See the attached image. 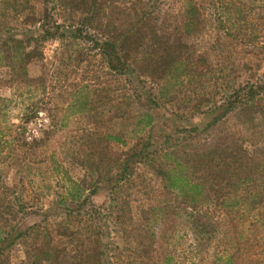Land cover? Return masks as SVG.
<instances>
[{
	"label": "rangeland",
	"instance_id": "374dc122",
	"mask_svg": "<svg viewBox=\"0 0 264 264\" xmlns=\"http://www.w3.org/2000/svg\"><path fill=\"white\" fill-rule=\"evenodd\" d=\"M192 1L188 34L189 0H0V264H211L237 239L264 264L257 215L231 223L221 204L264 189V94L235 102L264 84V0ZM169 170L223 223L199 252Z\"/></svg>",
	"mask_w": 264,
	"mask_h": 264
},
{
	"label": "trees",
	"instance_id": "16d2710c",
	"mask_svg": "<svg viewBox=\"0 0 264 264\" xmlns=\"http://www.w3.org/2000/svg\"><path fill=\"white\" fill-rule=\"evenodd\" d=\"M187 15H188V21L186 23V30L187 33L190 34L193 31V27L197 26L195 25V22H198L200 20L199 18V8L192 0H189V8H187ZM48 17V15H47ZM46 17V18H47ZM47 36L51 35L50 29H47ZM39 38L38 37H31L28 40H17L16 48L24 49V52H21V56H26L28 58H33V57H38L39 54L33 52H27L25 51L27 46H23L24 43H29L30 45L33 41H37ZM104 52H105V57L107 58V63L109 67L115 71H121L124 70L123 68L125 65L122 63V59L120 57V54L117 53V49L114 43L107 42L104 44ZM27 52V53H26ZM32 54V55H31ZM21 56H12L11 58L18 59ZM174 63V62H173ZM176 63V62H175ZM24 70V69H23ZM264 94V84L255 86H246L241 95H237V101L242 104H246L245 106H248V104H251L253 107L256 106L258 109L259 103L257 102L259 98ZM260 101V100H259ZM233 103H229L227 109H225L224 113L220 114L218 117H215L214 120L212 121L211 124L207 126L205 130H207L211 125H215L219 120L224 118L228 111L232 110L230 109L233 106ZM262 110V109H261ZM192 131H198V128H193ZM140 154V153H139ZM168 153H165L164 156H167ZM170 155V154H169ZM255 168L261 167L260 163H257L254 165ZM163 176L166 179V184L167 188L172 189L174 191L179 192L183 196H185L186 201L191 205L190 207L194 208L195 216H194V225L193 228L197 229V235L196 238V245L193 248L195 251L199 252L200 248H202L205 244L204 241H206L212 234V230L209 228L220 227L223 223H221V220L219 222H216L214 225L211 227L207 224L210 222L211 218L206 217L205 214L201 215V206L205 207L207 204H209L211 201L210 197L206 193L207 191L204 189V186H202L201 183H193L190 181L186 176L183 174L179 173L177 175L172 174V171H162ZM242 184V179L238 177L237 181H234L232 187L235 189L237 192ZM246 196L245 197H235L233 201H223L221 204L222 206L226 209L227 211L223 212V217L228 216L227 218H231V223H234V219H239L245 216L252 217L253 214L257 215L256 218L252 219L250 225L252 227L251 232L256 229L258 223H262L260 228L264 229V216L262 214V211H264V189L263 190H258L256 186H252L248 190H246ZM201 195L203 196L202 199H198L196 196ZM86 204V200H82L80 202V205ZM189 207V206H188ZM231 207H233L231 209ZM235 207V208H234ZM245 211L247 214L242 215V212ZM208 213V211H206ZM257 212V213H256ZM192 215V214H191ZM261 217V218H260ZM201 219L205 220V222H201ZM237 228V223L234 225ZM215 230V228L213 229ZM96 242V241H95ZM235 242V252L232 253H227L225 254L224 252L222 253H216L215 254V259L211 264H244L243 262V257H241V247L239 245L238 239ZM261 253L259 257V260H264V248L260 250ZM241 262V263H240Z\"/></svg>",
	"mask_w": 264,
	"mask_h": 264
}]
</instances>
